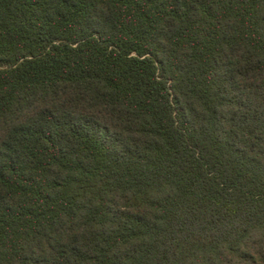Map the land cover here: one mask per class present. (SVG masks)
<instances>
[{"label":"trees","instance_id":"trees-1","mask_svg":"<svg viewBox=\"0 0 264 264\" xmlns=\"http://www.w3.org/2000/svg\"><path fill=\"white\" fill-rule=\"evenodd\" d=\"M0 264H264V0H0Z\"/></svg>","mask_w":264,"mask_h":264}]
</instances>
